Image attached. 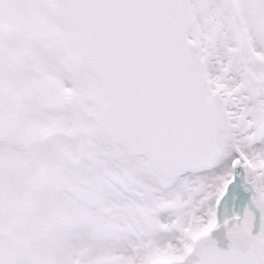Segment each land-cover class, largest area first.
I'll use <instances>...</instances> for the list:
<instances>
[{"label": "snow or ice", "instance_id": "snow-or-ice-1", "mask_svg": "<svg viewBox=\"0 0 264 264\" xmlns=\"http://www.w3.org/2000/svg\"><path fill=\"white\" fill-rule=\"evenodd\" d=\"M0 264H264V0H0Z\"/></svg>", "mask_w": 264, "mask_h": 264}]
</instances>
